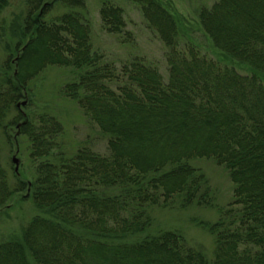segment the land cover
<instances>
[{"label":"trees","instance_id":"16d2710c","mask_svg":"<svg viewBox=\"0 0 264 264\" xmlns=\"http://www.w3.org/2000/svg\"><path fill=\"white\" fill-rule=\"evenodd\" d=\"M55 1L68 10L45 18ZM130 1L166 47V80L138 57L120 68L99 61L84 0L27 1L16 74L6 60L1 76L0 131L24 118L16 103L33 76L71 66L77 72L62 91L108 135V153L81 146L66 156L57 144L61 123L46 113L19 126L35 173L12 188L0 162V208L26 187L45 215L33 216L19 239L0 242V264H264V0H216L199 10L214 46L247 73L191 42L178 46L177 19L159 0ZM7 3L0 0V13ZM99 15L106 31L122 33L121 7L103 0ZM6 30L0 18L9 51ZM197 157L223 165L233 184L216 221L201 222L214 237L213 258L173 230L126 239L151 225L149 206L213 205L209 179L189 162Z\"/></svg>","mask_w":264,"mask_h":264},{"label":"rangeland","instance_id":"374dc122","mask_svg":"<svg viewBox=\"0 0 264 264\" xmlns=\"http://www.w3.org/2000/svg\"><path fill=\"white\" fill-rule=\"evenodd\" d=\"M28 0H8L7 5L0 13L4 20L6 39L11 43L9 51L5 41L0 42V81L4 70V63L10 60L11 71L16 74V61L18 51L15 48L18 30L23 28L24 16L27 13ZM103 0H84L85 18L89 22V36L91 49L99 56V61L110 62L116 68L138 57L146 62L155 64L163 79L167 78V64L165 60L166 47L159 38L157 32L151 28L144 18L137 3L130 0H107L121 7L123 11L124 27L122 33H111L102 27L99 9ZM177 19L179 29V45L191 42L199 51L213 59H220L223 63L235 66L241 73H247L245 66L224 56L214 46L208 34L204 31L200 20L199 10L209 8L216 0H159ZM82 9V8H81ZM80 7L73 10L80 11ZM38 8L32 13L34 16ZM68 10L62 2L55 1L52 8L46 13L45 18L53 17ZM36 16V15H35ZM19 27V29H17ZM21 27V28H20ZM14 32V34H13ZM14 35V38L11 36ZM24 42V39L22 43ZM24 47V46H23ZM22 47V48H23ZM77 69L71 66L48 65L33 76L24 89L23 97L16 103L25 101L17 106L21 115L25 113L26 120H34L38 114L46 113L54 116L62 126V133L57 137V144L66 156L72 155L81 146H88L92 150L107 154L108 135L91 121L78 106V103L64 95L62 88L69 82ZM114 85V82L111 83ZM17 114V110L11 108L6 117L10 122ZM24 118L17 119L21 123ZM16 123L9 124L6 129L0 131V162L7 176L8 184L14 188L17 179L30 183L34 177L35 160L30 156V145L26 135L20 133ZM19 160L18 172H14L12 156ZM209 179L213 193L212 206H197L195 204L181 207L178 200H174L167 206H149L148 213L152 219L151 225L144 231L130 235L129 240L140 239L162 230L179 232L187 243L201 249L208 260L213 258L214 237L201 222H214L219 216V209L225 208L233 198V184L228 172L223 165L217 164L211 158L197 157L189 161ZM29 188L14 193L4 206L0 208V242L8 239H19L23 227L36 215L43 216L33 200L26 196Z\"/></svg>","mask_w":264,"mask_h":264},{"label":"water","instance_id":"95a60500","mask_svg":"<svg viewBox=\"0 0 264 264\" xmlns=\"http://www.w3.org/2000/svg\"><path fill=\"white\" fill-rule=\"evenodd\" d=\"M24 103L25 101H22L21 103H18L17 106H19L20 104H24ZM22 114H23V117H25V113L22 112ZM25 122H26V119H24L21 123L17 124L16 127L19 128V126ZM12 162L14 163V172L16 173V175H19V172H18L19 160L15 155L12 156Z\"/></svg>","mask_w":264,"mask_h":264}]
</instances>
